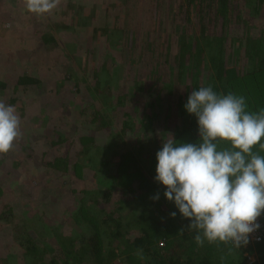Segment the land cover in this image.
<instances>
[{"label":"trees","instance_id":"16d2710c","mask_svg":"<svg viewBox=\"0 0 264 264\" xmlns=\"http://www.w3.org/2000/svg\"><path fill=\"white\" fill-rule=\"evenodd\" d=\"M159 1H166L164 13L172 21L161 35L150 32L145 41L138 35L135 41L132 33L137 30L127 33L131 0H60L45 14L51 20L47 31L33 36L31 17L11 28L1 26L0 48L15 47L3 61L20 64L22 74L11 81L0 63V100L14 105L19 115L24 112L25 89L38 92L44 87L42 75L59 65L56 56L71 63L73 74L62 70L59 77L64 80L39 104L34 118L39 125L21 121L20 141L0 154V177L11 166L15 171L22 166L28 172L38 170L31 179L41 186L46 180L50 210L62 220L48 224L40 208L15 212L4 197L12 194L16 181L0 184V229L12 233L6 249L0 247V264H249L243 248L196 243V232L187 228L190 220L155 180L156 154L163 140L173 139L177 146L199 143L197 117L184 105L201 87L243 96L249 113L264 110V27L257 26L264 19V0H182L177 9L173 0ZM7 2L0 0V18L11 12ZM242 24L246 36L239 30ZM257 29L261 32L253 37ZM22 40H34L23 44L28 50L35 46L33 52L23 51V60ZM48 43L55 48L62 43L65 50L45 56L37 52ZM155 50L157 60L151 56ZM41 56L50 67H42ZM74 78L81 96L66 104L55 100L65 80ZM51 114L57 120L47 134ZM62 118L68 120L64 128ZM42 144L50 145L47 154ZM220 147L231 145L225 141ZM253 151L264 156L259 145ZM157 193L159 199L154 200ZM254 264H264V242Z\"/></svg>","mask_w":264,"mask_h":264},{"label":"clouds","instance_id":"9594fccd","mask_svg":"<svg viewBox=\"0 0 264 264\" xmlns=\"http://www.w3.org/2000/svg\"><path fill=\"white\" fill-rule=\"evenodd\" d=\"M24 4L43 16L60 0H24ZM184 107L197 117L199 143L177 146L173 139L163 140L156 154L155 180L190 220L187 228L196 232L198 245L231 244L245 253L249 235L260 228L258 218L264 214V156L253 151L256 145L264 150V110L249 113L243 96L217 94L210 85L192 91ZM20 135L15 106L0 100V154L12 150ZM225 141L230 148L220 147ZM153 199L158 200L159 193Z\"/></svg>","mask_w":264,"mask_h":264},{"label":"rangeland","instance_id":"374dc122","mask_svg":"<svg viewBox=\"0 0 264 264\" xmlns=\"http://www.w3.org/2000/svg\"><path fill=\"white\" fill-rule=\"evenodd\" d=\"M4 1H8L7 4L10 5V9L12 12H8V17H6L5 15H3V17L0 18V28L1 26L6 25L5 28H11L12 27V23L16 22V23H20L18 21H20V19L24 22H26L28 20V17H31L30 21L34 22L33 25V31L31 32V35L33 36V34H38L44 31H47L48 27L51 24V20L50 19H46L47 15H43V19H46V22L44 21L43 23L40 22L39 20H41L40 16H33L32 12H30L28 14V10L24 4V0H4ZM132 1V5L131 8L129 10V14H130V19L128 24L125 26L127 27V33L132 31V30H137V32H133L132 34H134V39L135 41H139L136 35L140 36L141 39L143 41H145V39L150 38L149 34L150 32L152 33L153 37H155L156 33H159L161 35V33L165 30L164 26H168V24L172 21V17L169 15H165L164 10L166 7L165 2H160L159 0H131ZM169 1V0H168ZM174 2V9H177L179 6H181V2L182 0H173ZM1 16V15H0ZM17 20V21H16ZM259 24L257 26H261L264 27V19L263 20H258ZM5 24H4V23ZM29 24V22H28ZM29 26V25H28ZM197 25L195 24L194 27H196ZM244 24H242L241 28L239 30L242 29V34L244 36H246L247 33V26L243 27ZM170 28V27H169ZM239 30L234 29L235 32L239 33ZM258 32H261L260 29L254 30L253 32H251L252 36L254 37V35L259 34ZM40 38V36H38ZM134 41V42H135ZM34 40L32 42H23V40L19 43L20 46H24L23 44H33ZM147 46L152 45L151 44H146ZM25 47V46H24ZM15 47L11 48H5V50H3L2 48H0V63L4 60H7L9 55L13 54V49ZM65 50V47L63 46V44L61 43L58 47L54 46V43H48V45L46 46L45 50H40V52L37 49L38 53H42L45 55H47L48 53H58V52H63ZM146 50V49H145ZM18 51V50H17ZM25 51L26 54L35 51V46L31 47L30 50H28V47H25L22 51L19 50V54H21V59L23 60L25 58ZM9 52V53H8ZM6 54V56H5ZM149 55V53H148ZM148 55H147V61H148ZM159 52L157 50H155L154 52H151V56L157 60V56H159ZM44 56H41V60H42V67L45 69V67L48 68L49 66V61L47 62V60H44ZM129 53L128 51H125L124 53V57H128ZM171 56L173 57V54H171ZM165 57V55L163 54V58ZM56 60L58 61L59 65H56L53 72L51 71L48 76L47 74H43L41 80H44V82L42 85H44V87H39L38 88V92L36 89H31L29 90L28 88L25 89L26 91V95L24 97H21V99L23 100V102H25V106H24V112L22 114L19 115L20 120L22 122H24V124H26V122H30V121H34V125H36V123L38 124V120L34 119L36 118L35 115H37L38 111H39V107L42 102H44L45 100H49V94H48V90L52 89L54 90L56 86V82L59 80L63 81L64 78L63 77H59L60 75H64L63 73H65V71L62 70H66V73L69 74H73V71L71 69V63L69 61H66L64 58L60 59V57H55ZM46 59V58H45ZM134 60L138 61L137 58H134ZM165 60V59H164ZM3 61V69L5 70V73L8 74L9 76V80L11 81H17L19 76L22 74V67L20 64H11L10 62L6 63ZM160 62V61H158ZM164 61L161 62V65ZM51 63V62H50ZM50 67V66H49ZM163 67V66H162ZM48 71V70H47ZM47 71L42 72V73H48ZM75 81L76 78L74 79H67L65 80V83H63L60 87L61 91H59L60 95H58L56 97L55 100H59V102H64L65 104L68 102V99H73V100H77L81 95H78L77 93V87H75ZM62 83V82H60ZM19 94L22 95V93L19 91ZM172 93L170 94L168 92V96H171ZM173 97V95H172ZM86 100V99H85ZM30 104V105H29ZM36 104H37V108H36ZM102 104H99L98 106H100ZM50 117L46 119V125L48 126L47 129L45 130L47 134H49L51 131H54L55 128V121L57 120L56 118L53 117V115H49ZM61 126L62 128H64L67 123L68 120L67 118H62L61 120ZM39 125V124H38ZM61 128V127H60ZM59 129V128H58ZM53 133V132H52ZM66 133V132H64ZM65 136H68L71 140H72V133L71 132H67V134ZM20 141V138H19ZM76 140H74L75 143ZM50 145H46V144H42V146H40V149H43L45 147H47L46 149H44V154H47L49 152L48 147ZM72 147V146H71ZM42 152V153H43ZM13 166L10 167V169H8V171L6 172V174L3 177H0V184L3 183H7L8 185H12V183L14 181H16L11 187V195H8L7 197H4L5 200H7V202H10L12 206H15V212H20L22 210L25 209H31V210H39L37 208H40V211H43L44 213H47L46 215V219L45 222H47L48 224L52 221L55 223H59V221L62 220V217L60 214H57L55 211H53V209L50 210V208H52V204L53 201L50 200V197H48L46 195L45 192H47L46 188L43 186V184L46 182L43 181L42 186L39 184V182H37L32 178L33 172H38V170L34 167L31 168V170L33 171H26V167L22 166L21 169L18 171H15L16 168L12 169ZM21 171H24V175L22 176ZM41 173V172H40ZM41 177V176H40ZM41 182V181H40ZM53 183V182H52ZM57 183L59 185H61V182H59V180L57 181ZM51 184V183H50ZM49 184V185H50ZM22 185V186H21ZM18 186V188H16ZM24 190H23V189ZM3 198V197H2ZM64 200H66V198H64ZM23 202V203H22ZM32 202V203H31ZM76 203L73 202V205ZM70 205L69 201L66 205V211L69 212L70 208H68ZM114 207L113 205H109L108 209H112ZM56 208V207H55ZM39 211V212H40ZM70 217V215L68 216ZM1 227V226H0ZM131 231H133L132 229H130ZM12 240V233L9 230H6L5 228L0 229V247L6 249V242H11ZM263 243V242H262ZM262 243H257L255 244L256 248H258V246ZM2 250V249H1Z\"/></svg>","mask_w":264,"mask_h":264},{"label":"built area","instance_id":"2783aa9c","mask_svg":"<svg viewBox=\"0 0 264 264\" xmlns=\"http://www.w3.org/2000/svg\"><path fill=\"white\" fill-rule=\"evenodd\" d=\"M258 223L260 228L249 235V243L245 247V257H247L249 264H254L257 261L258 251L255 249V244L262 243L264 241V220L259 217ZM251 246L253 249L251 250Z\"/></svg>","mask_w":264,"mask_h":264}]
</instances>
